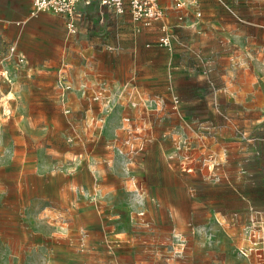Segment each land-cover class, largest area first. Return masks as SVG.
Instances as JSON below:
<instances>
[{"label": "rangeland", "instance_id": "rangeland-1", "mask_svg": "<svg viewBox=\"0 0 264 264\" xmlns=\"http://www.w3.org/2000/svg\"><path fill=\"white\" fill-rule=\"evenodd\" d=\"M198 5L163 43L0 0V264H264V0Z\"/></svg>", "mask_w": 264, "mask_h": 264}, {"label": "built area", "instance_id": "built-area-1", "mask_svg": "<svg viewBox=\"0 0 264 264\" xmlns=\"http://www.w3.org/2000/svg\"><path fill=\"white\" fill-rule=\"evenodd\" d=\"M101 7L111 8L117 13L128 11L135 22H142L144 25H151L153 22L164 21L165 11L160 3V0H98ZM172 6L176 10L193 9L197 16H200L198 8L199 0H171ZM90 0H32L33 12H51L54 14L64 15L67 18V27L70 33L75 32L74 18L77 16V8L80 4H89ZM183 15L178 14L177 20L182 21ZM169 26L162 24V35L160 40L163 43L168 42L166 29ZM58 84L62 94L68 92L71 88L70 81L62 70H58ZM136 92H138L136 90ZM69 108H64V113H69ZM253 222L246 226L248 234L251 233ZM257 243V242H256ZM255 243V244H256ZM261 243V242H260Z\"/></svg>", "mask_w": 264, "mask_h": 264}, {"label": "crops", "instance_id": "crops-1", "mask_svg": "<svg viewBox=\"0 0 264 264\" xmlns=\"http://www.w3.org/2000/svg\"><path fill=\"white\" fill-rule=\"evenodd\" d=\"M11 1H13V0H8V2H11ZM16 1L20 4V7H19V10H20L19 13L21 14L20 16L23 17L24 15H27V13L29 12V8H30V0H16ZM160 3H161V5L165 11L164 21L157 22L161 26H162V24L166 23L170 28L174 24H178V22H177L178 21L177 20L178 14H182L184 16L183 20H182L183 22H185V21L188 22L186 25L183 24L185 26L195 25V21H192L191 18H198L199 17L195 14L193 9H185V10L174 9L172 6L171 0H160ZM89 4H80L77 8V12L80 13V12H82V10L83 11L86 10V8L89 6ZM98 8H99V10H101L105 13L111 11L110 10L111 8L101 7L99 5V2H98ZM197 9H199V11L201 13L199 6ZM126 12H128V11H125L123 13H117V12L116 13L119 15H123ZM17 19H18V16L17 15L15 16L13 13L0 14V34L6 36L9 32L10 28H12V25H11L12 22L17 21ZM90 79L91 80L93 79L92 76H90ZM263 256H264V254H263ZM248 260H249L248 262L250 264H258L256 259H254L255 261L253 260V262H251L250 258H248Z\"/></svg>", "mask_w": 264, "mask_h": 264}]
</instances>
